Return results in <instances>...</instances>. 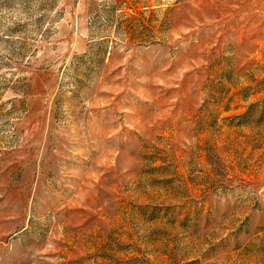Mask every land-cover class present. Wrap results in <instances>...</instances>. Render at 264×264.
<instances>
[{
  "label": "rangeland",
  "instance_id": "1",
  "mask_svg": "<svg viewBox=\"0 0 264 264\" xmlns=\"http://www.w3.org/2000/svg\"><path fill=\"white\" fill-rule=\"evenodd\" d=\"M0 264H264V0H0Z\"/></svg>",
  "mask_w": 264,
  "mask_h": 264
}]
</instances>
